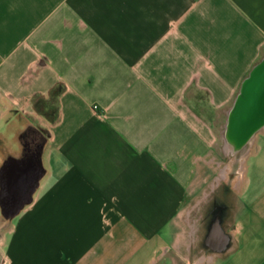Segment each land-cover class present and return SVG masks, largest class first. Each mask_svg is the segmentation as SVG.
<instances>
[{
    "label": "crops",
    "instance_id": "crops-1",
    "mask_svg": "<svg viewBox=\"0 0 264 264\" xmlns=\"http://www.w3.org/2000/svg\"><path fill=\"white\" fill-rule=\"evenodd\" d=\"M263 54L264 0H0V169L43 173L0 264H264V131L237 188L217 133Z\"/></svg>",
    "mask_w": 264,
    "mask_h": 264
},
{
    "label": "water",
    "instance_id": "water-1",
    "mask_svg": "<svg viewBox=\"0 0 264 264\" xmlns=\"http://www.w3.org/2000/svg\"><path fill=\"white\" fill-rule=\"evenodd\" d=\"M263 131L264 54L242 80L232 104L226 111L225 122L220 131L222 152L226 158L221 176L230 187L237 188L242 183L247 161L258 135ZM20 161L14 168L19 173L24 172L25 181L8 183L5 178L7 163L0 169V208L3 218L9 222L33 201V195L43 176L37 158L27 157ZM5 187L12 189L7 191Z\"/></svg>",
    "mask_w": 264,
    "mask_h": 264
},
{
    "label": "rangeland",
    "instance_id": "rangeland-1",
    "mask_svg": "<svg viewBox=\"0 0 264 264\" xmlns=\"http://www.w3.org/2000/svg\"><path fill=\"white\" fill-rule=\"evenodd\" d=\"M223 122H224V118L221 119V125L223 124ZM217 133H218V140L221 143L222 142V139H221V134H220V128L217 130ZM218 159L222 160L223 163L226 162L225 161L226 158H225L224 154L218 155Z\"/></svg>",
    "mask_w": 264,
    "mask_h": 264
},
{
    "label": "flooded vegetation",
    "instance_id": "flooded-vegetation-1",
    "mask_svg": "<svg viewBox=\"0 0 264 264\" xmlns=\"http://www.w3.org/2000/svg\"><path fill=\"white\" fill-rule=\"evenodd\" d=\"M41 139L39 137H37V145H39L41 142Z\"/></svg>",
    "mask_w": 264,
    "mask_h": 264
}]
</instances>
